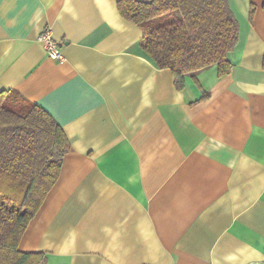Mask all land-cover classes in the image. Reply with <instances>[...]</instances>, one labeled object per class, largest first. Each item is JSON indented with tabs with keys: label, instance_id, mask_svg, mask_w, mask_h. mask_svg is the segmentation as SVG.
<instances>
[{
	"label": "crops",
	"instance_id": "obj_1",
	"mask_svg": "<svg viewBox=\"0 0 264 264\" xmlns=\"http://www.w3.org/2000/svg\"><path fill=\"white\" fill-rule=\"evenodd\" d=\"M117 1L0 0V90L69 140L18 248L47 264H264V0H227L230 72L181 89Z\"/></svg>",
	"mask_w": 264,
	"mask_h": 264
},
{
	"label": "trees",
	"instance_id": "obj_2",
	"mask_svg": "<svg viewBox=\"0 0 264 264\" xmlns=\"http://www.w3.org/2000/svg\"><path fill=\"white\" fill-rule=\"evenodd\" d=\"M117 9L141 28V47L158 67L171 70L178 89L186 74L212 64L218 76L230 72L239 23L227 0H118ZM68 148L45 109L12 88L0 90V264H47L45 253L22 251L18 243Z\"/></svg>",
	"mask_w": 264,
	"mask_h": 264
},
{
	"label": "built area",
	"instance_id": "obj_3",
	"mask_svg": "<svg viewBox=\"0 0 264 264\" xmlns=\"http://www.w3.org/2000/svg\"><path fill=\"white\" fill-rule=\"evenodd\" d=\"M38 40L43 44L45 51L49 57L59 60L63 59V41L54 39L49 28H45L40 33V35L38 36Z\"/></svg>",
	"mask_w": 264,
	"mask_h": 264
}]
</instances>
